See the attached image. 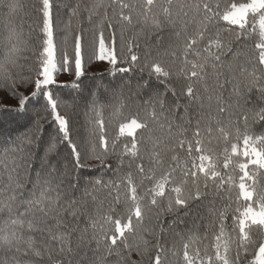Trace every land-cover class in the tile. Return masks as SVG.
Here are the masks:
<instances>
[{"label": "snow or ice", "instance_id": "6c2138e0", "mask_svg": "<svg viewBox=\"0 0 264 264\" xmlns=\"http://www.w3.org/2000/svg\"><path fill=\"white\" fill-rule=\"evenodd\" d=\"M22 7L20 0H0V8L9 14ZM112 10L111 14L109 10ZM42 43L37 56L35 77L23 72L19 52L21 34L12 30L7 37L6 55L0 60V120L4 116L19 118L31 114L30 123L14 137L0 141V251L22 253L25 257L42 260L53 255L76 257L81 251L93 253L81 264H106L107 257L115 254H130L140 251L141 243L147 250L148 240L141 232L147 219L155 217L156 227L161 234L166 225L161 218L171 214L173 222L181 215L188 216L194 209L207 203V215L211 220L194 223L188 234L182 236L179 253L181 264H241V258L251 251L249 264H264V0H244L222 5L220 0H92L84 10L83 20L95 24L98 47L96 58L107 61L112 71L128 73L131 65L141 60L133 52L137 44L130 43L129 67L116 69L117 30L123 35L125 29L145 25L153 33L171 29L176 37H182L179 48H172L171 62L146 60L147 80L138 87L150 89L147 99H134L126 95L125 85L110 83L98 94L89 92L83 98L88 110L94 114L90 121L95 143L90 158H82L78 145L70 131V121L60 111V101L54 89L60 87L57 74L70 63L66 54L57 61L54 39L53 0H41ZM80 11L77 4L72 9L76 16ZM70 26V25H69ZM74 34V69L77 81L85 74L84 29ZM111 32L110 43L105 42L104 29ZM234 33L233 40H225L222 33ZM255 34V58H248L239 42ZM235 44V46H234ZM177 61L179 62L177 64ZM175 69V71H174ZM188 81H202L209 90V74L215 84L211 87L208 100L215 105L211 112L199 113L194 126L187 106L179 102L174 88L169 87L175 75ZM153 83L162 85L163 90L152 88ZM78 85H74L76 87ZM227 89L226 98L223 90ZM179 95L189 104L197 102L199 96L191 83ZM171 98H176L170 103ZM234 98V102H233ZM255 98L259 103L249 110L247 105ZM120 115L130 104L142 108L122 119L118 124L117 136L111 143L104 120L105 102ZM183 107V111H181ZM201 108L203 103L201 102ZM227 114V124L221 119ZM48 119L56 126L59 141L69 149L72 170L76 175L66 177L48 165L39 171L33 169L31 188L25 192L21 179L27 175L33 162V149L43 133L41 121ZM213 124L215 126H213ZM260 125L259 133L252 130ZM191 130L189 132V127ZM203 125V127H202ZM243 129V130H242ZM216 136L223 140L221 151L211 147ZM123 162L127 158L135 163L136 174L129 171L118 179L105 182L96 178L88 180L85 192L111 190L113 204L109 211L95 215L87 214L88 226L79 229L77 222L85 215L81 205L66 191L81 186L84 170L109 169L111 154ZM57 148L50 139L44 148L45 156ZM99 149V150H97ZM145 158L149 167L145 168ZM67 179V185H65ZM144 181L147 187H142ZM217 201H220L217 206ZM123 207L117 214L116 206ZM235 205V206H233ZM204 232H200V228ZM212 230L210 246L199 245L208 239ZM40 236L38 241L36 235ZM75 234V240L73 236ZM153 264H162L166 250L159 244ZM0 264H34L31 259L19 260L16 255L0 260ZM54 264H65L56 260ZM67 264H73L71 259Z\"/></svg>", "mask_w": 264, "mask_h": 264}, {"label": "trees", "instance_id": "16d2710c", "mask_svg": "<svg viewBox=\"0 0 264 264\" xmlns=\"http://www.w3.org/2000/svg\"><path fill=\"white\" fill-rule=\"evenodd\" d=\"M126 2H135V0H126ZM221 4H228L230 0H220ZM235 2V0H232ZM244 2V0H239ZM22 5L21 9L16 13L9 14L6 8H0V60L6 55V48L8 46L7 37L11 34L12 30L21 34L22 43L19 45L21 51L19 52L20 61L23 65V72L26 75L35 77L36 67L38 64L37 56L40 51L42 43L41 32V13L40 3L41 0H20ZM92 0H53V25H54V39L58 48V59L61 61L62 57L66 54L70 63L68 66L67 78L59 77L58 83L60 87L54 89V95L58 97L60 101V111L63 115H66L70 121V131L73 136L74 142L78 145L81 151L82 158L89 156L91 148L95 143V137L92 134L93 129L90 121L94 118V114L88 110V107L84 104L83 98L86 97L89 92L98 94L97 90L102 91L110 83H121L125 85L126 95H131L134 99L140 100L147 99L150 93V89H144L138 87L141 83L147 80V69L144 68L146 60H162L165 62H171L172 57L170 55L172 48H179L182 44V37L178 38L174 35L173 30L164 29L159 33H153L149 27L145 25H135L130 29H125L123 35L117 30L116 33V55L118 63L115 66L116 69L121 67H129V57L132 53L128 51L130 43H135L138 47H133V52L141 57V60L136 64L131 65L132 71L128 73L115 71L113 72V66L101 65L96 58V49L98 42L96 38L97 28L95 24H89L83 20L84 10L87 6H90ZM77 4L80 5V11L76 16L72 15V9ZM110 14L112 10L110 9ZM78 24H81L84 29V68L85 74L79 81L75 78L74 69V34L79 31ZM70 25V26H69ZM234 33H222V37L227 40L234 39ZM104 39L106 44L111 41V32L109 29H104ZM258 42V37L253 34L247 39L239 42L242 50L247 54L248 58L254 59L256 49L255 43ZM235 46V44H234ZM179 62L177 61V64ZM63 71V70H62ZM175 71V69H174ZM191 83L199 100L197 102L189 104L186 98L179 95L186 89V86ZM207 84L210 86L209 90H205V84L202 81H188L182 75H175L169 87L174 88L178 94L179 102L182 106H187L188 113L192 118L193 125L195 120L199 118V113L211 112L215 115V105L211 104L207 99L211 93V87L214 86V78L209 74L207 78ZM74 85H78L74 87ZM152 88H159L163 90L162 85L153 83ZM2 91V90H0ZM224 96L227 98L229 91L223 90ZM176 98H171L169 102H175ZM201 102L203 108H201ZM234 102V98H233ZM110 101L105 102L104 120L107 125V135L109 142L117 136L119 122L127 116L134 115L137 111L143 116L144 112L142 108H138L135 104H130L128 108L124 109L120 115H114L113 109L108 107ZM259 102L253 98L249 105L245 106L249 110ZM183 111V107L181 109ZM221 119L227 124V114L221 117ZM31 114L24 118L14 116H4L0 120V141L7 139L8 137H14L18 133L22 132L24 128L30 123ZM43 125V133L39 143L34 146L33 149V162L27 175H22L21 179L25 184L24 191L27 192L31 188V182L34 178L33 169L39 171L41 168H46L48 165L54 166L61 175L66 177H74L76 173L72 170L71 157L69 155V149L65 143L59 141L58 133L56 132V126L49 123L48 119L41 121ZM213 126H215L213 124ZM189 127V132L191 126ZM203 127V125H202ZM243 130V129H242ZM252 130L259 133L261 131L260 125L256 124L252 127ZM52 139L57 143L56 150L45 156L44 148L47 142ZM211 140V147L217 151H221L224 142L223 140H217L216 136L205 137V141ZM124 142L121 138L120 143L117 145L116 154H111L108 163L111 165L109 169H99L95 167L96 161H91L93 165L91 169L84 170V179L81 181V186L68 189L66 191L69 195L74 196L75 199L81 205V210L85 215L81 216L77 222L79 229H84L88 226L87 214L95 215L97 210L99 212L109 211L110 206L113 204L112 193L108 188H97L92 190L89 186V190L92 191V195L95 197L93 200L91 196L85 192V186H87L88 180H94L96 178L103 179L105 182L109 180L118 179L123 174L131 171L133 172L137 183H140V177L136 174L135 163L130 162L127 158H124L123 162L118 156L121 151L120 144ZM6 147L5 144L0 143V148ZM99 150V149H97ZM2 158V157H0ZM147 158H145V168L149 167ZM6 181H0V184ZM65 185H67V179H65ZM148 182L144 181L142 187H147ZM220 201H217L219 206ZM235 206V205H233ZM117 214H123V207L121 205L116 206ZM200 217L204 218V221L211 220V217L207 215V203L200 205L194 209L193 212L184 216L181 215L178 220L173 222V216L171 214L161 218V223L166 225V231L161 234L156 227V220L153 216L147 219L144 225L145 229H152L151 232H141L148 240L147 250L145 251L144 245L141 243L140 251L135 249L130 253H124L121 249V256L118 257L113 254L107 257L106 264H153L154 257L157 249L155 245L159 241V244L166 250V255L162 264H181L179 255L173 256L172 252L179 253L182 236L188 234L192 229L194 223H200ZM0 222V227H2ZM200 232H204V228H200ZM36 235L37 240H40V236ZM75 240V234L73 236ZM212 240V230H208V239L201 243V248L206 245L210 246ZM12 255L21 260L31 259L34 264H54L56 260L71 259L73 264H81L82 261H86L89 257H92L93 253L88 250L81 251L80 255L72 258L60 257L53 255L51 261L44 257L42 260H38L35 257H25L22 253H12L0 251V260L10 258ZM252 259L251 251L242 256L241 264H249Z\"/></svg>", "mask_w": 264, "mask_h": 264}, {"label": "rangeland", "instance_id": "374dc122", "mask_svg": "<svg viewBox=\"0 0 264 264\" xmlns=\"http://www.w3.org/2000/svg\"><path fill=\"white\" fill-rule=\"evenodd\" d=\"M56 43V42H55ZM56 48H57V45H56ZM57 61H58V64L61 62L59 59H58V48H57ZM101 65H104V66H108V62L107 61H99ZM68 65V64H67ZM65 66V69L63 71H61V75L59 77H61V79L63 78H67L69 77L68 76V66ZM57 80H58V75H57Z\"/></svg>", "mask_w": 264, "mask_h": 264}]
</instances>
